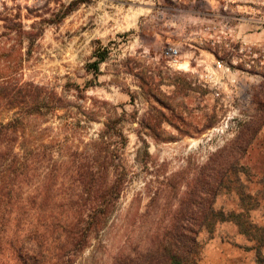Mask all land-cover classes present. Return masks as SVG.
I'll use <instances>...</instances> for the list:
<instances>
[{
    "label": "rangeland",
    "instance_id": "1",
    "mask_svg": "<svg viewBox=\"0 0 264 264\" xmlns=\"http://www.w3.org/2000/svg\"><path fill=\"white\" fill-rule=\"evenodd\" d=\"M216 60L231 72L206 82ZM26 85L64 100L27 121L23 141L54 156L37 159L33 189L66 192L94 154L128 173L112 229L80 264H106L141 226L166 223L219 153L212 166L229 171L215 209L264 226V0H0V86ZM15 112L0 101V121ZM198 240L200 264H257L231 223Z\"/></svg>",
    "mask_w": 264,
    "mask_h": 264
},
{
    "label": "trees",
    "instance_id": "2",
    "mask_svg": "<svg viewBox=\"0 0 264 264\" xmlns=\"http://www.w3.org/2000/svg\"><path fill=\"white\" fill-rule=\"evenodd\" d=\"M100 57L90 66L94 71L104 61L105 56ZM1 100L17 112L0 121V264H80L93 240L112 229L128 173L124 168L116 172L113 160L93 153V162L71 178L75 187L61 193L55 188L33 189L39 176L37 159L49 162L54 156L46 150L37 154L34 145L23 141L27 121L63 109L64 100L31 85L17 91L0 86ZM213 158L197 170L180 204L169 207L166 223L141 226V239L127 240L106 264H200V232L212 234L223 223L235 225L254 242L256 263L264 264V226L251 222L245 209L226 213L214 207L229 167L219 159L215 169ZM56 177L51 170L43 180L47 184Z\"/></svg>",
    "mask_w": 264,
    "mask_h": 264
},
{
    "label": "built area",
    "instance_id": "3",
    "mask_svg": "<svg viewBox=\"0 0 264 264\" xmlns=\"http://www.w3.org/2000/svg\"><path fill=\"white\" fill-rule=\"evenodd\" d=\"M213 70L214 71H212L210 73H207L205 75L206 82H209V80H210L211 82L215 83L216 82V77H215L216 72L217 73H222L223 75H226V74L231 72V67L225 65V63L223 61H221V60H216L215 64L213 65ZM201 77L204 78V75H201Z\"/></svg>",
    "mask_w": 264,
    "mask_h": 264
}]
</instances>
